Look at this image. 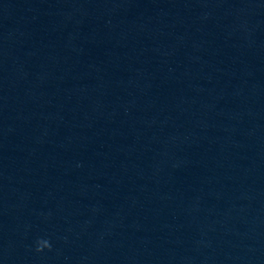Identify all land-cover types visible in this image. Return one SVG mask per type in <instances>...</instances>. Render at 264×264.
I'll use <instances>...</instances> for the list:
<instances>
[{
	"label": "clouds",
	"instance_id": "9594fccd",
	"mask_svg": "<svg viewBox=\"0 0 264 264\" xmlns=\"http://www.w3.org/2000/svg\"><path fill=\"white\" fill-rule=\"evenodd\" d=\"M45 249L51 250V243H50V241L49 240H46V239H38L36 241V248H35V250L37 252H42Z\"/></svg>",
	"mask_w": 264,
	"mask_h": 264
}]
</instances>
